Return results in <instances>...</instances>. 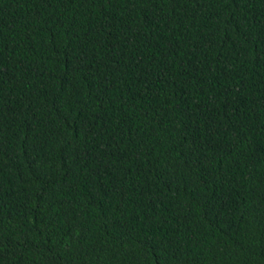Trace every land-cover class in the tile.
<instances>
[{
	"label": "trees",
	"instance_id": "16d2710c",
	"mask_svg": "<svg viewBox=\"0 0 264 264\" xmlns=\"http://www.w3.org/2000/svg\"><path fill=\"white\" fill-rule=\"evenodd\" d=\"M0 264H264V0H0Z\"/></svg>",
	"mask_w": 264,
	"mask_h": 264
}]
</instances>
